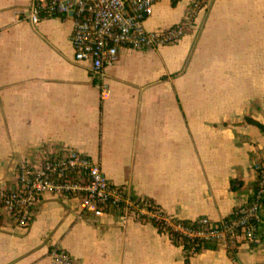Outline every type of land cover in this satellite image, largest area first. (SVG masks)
I'll return each instance as SVG.
<instances>
[{
  "label": "crops",
  "instance_id": "0c3cea01",
  "mask_svg": "<svg viewBox=\"0 0 264 264\" xmlns=\"http://www.w3.org/2000/svg\"><path fill=\"white\" fill-rule=\"evenodd\" d=\"M35 1L0 0V186H16L23 159L75 151L175 219L221 221L251 200L264 162V0H209L178 43L122 46L103 79L75 60L71 16L23 17ZM173 1L158 0L147 30L183 19L192 0ZM80 202L47 194L26 227L0 207V264H53L54 247L78 264H264V239L186 257L150 218L122 224Z\"/></svg>",
  "mask_w": 264,
  "mask_h": 264
},
{
  "label": "built area",
  "instance_id": "2783aa9c",
  "mask_svg": "<svg viewBox=\"0 0 264 264\" xmlns=\"http://www.w3.org/2000/svg\"><path fill=\"white\" fill-rule=\"evenodd\" d=\"M158 0H38L23 12V17L37 24L50 16H71V41L74 58L90 64L96 79H103L104 69L118 60L119 48L149 49L178 43L195 27L199 13L209 0H192L183 19L176 24L156 30H147L145 20L150 17ZM103 97L109 94L102 84ZM63 193L80 196L83 211L102 216L107 211L118 214L122 224L130 217L142 216L170 226L191 246L185 255L194 256L207 242H215L227 249L239 240L260 244L264 239V162L257 166V179L249 202L234 208L221 221L209 217L183 225L179 219L153 209L145 198L135 197L126 186L113 183L92 158L75 152L40 153L26 158L17 166V184L14 188L0 186V207L18 225L26 227L34 217L43 196ZM185 238V239H184ZM53 264H78L66 250L54 247L50 251Z\"/></svg>",
  "mask_w": 264,
  "mask_h": 264
},
{
  "label": "trees",
  "instance_id": "16d2710c",
  "mask_svg": "<svg viewBox=\"0 0 264 264\" xmlns=\"http://www.w3.org/2000/svg\"><path fill=\"white\" fill-rule=\"evenodd\" d=\"M176 2H177V0H174L173 4H175ZM254 122L264 132V124H262L260 122H257V121H254ZM145 199L148 202V204L151 206V208L158 209V206L155 203H153L151 200H149L147 198H145ZM151 220L159 228V231L169 234V236L171 237V239L173 240V242L175 244H180V242H179L180 234L175 232L170 226H166L164 223H162L160 221H157L155 219H151ZM178 222H180L183 225H191L192 224L191 223L192 221H190V220H179ZM190 246H191V244H188L187 240H184V250L188 249ZM216 247H218L217 243H215V242H207V243L203 244V246L198 247V250L201 251V250H203L205 248L214 249Z\"/></svg>",
  "mask_w": 264,
  "mask_h": 264
}]
</instances>
